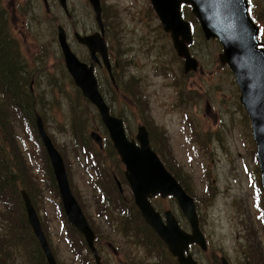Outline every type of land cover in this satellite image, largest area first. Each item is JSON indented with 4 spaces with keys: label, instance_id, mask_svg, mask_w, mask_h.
<instances>
[{
    "label": "rangeland",
    "instance_id": "rangeland-1",
    "mask_svg": "<svg viewBox=\"0 0 264 264\" xmlns=\"http://www.w3.org/2000/svg\"><path fill=\"white\" fill-rule=\"evenodd\" d=\"M100 1L103 20L109 26L107 39L112 55L125 66L117 73L123 70L126 80L133 77V90L142 94L139 103L130 94L124 95L107 85L106 99L113 114L128 118L129 135L134 134L138 124L147 122L152 148L155 146L160 150L158 156L181 178L196 200L200 226L208 246L205 254L192 247V256L199 264H220L221 256L232 264H245L246 261L264 264V197L255 143L248 115L239 101L234 76L227 65L219 62L220 43L215 38L205 39L195 20L191 24L194 40L189 49L198 68L189 71V77L184 78L183 63L170 38L163 32L150 0ZM48 2L50 10L46 13L42 0H1V9H9L4 18L5 28H8L13 44L18 46L19 60L27 72L26 88L29 84L32 87L35 110L63 157L73 195L87 219L101 234V241L109 240L117 246L131 240L130 235L118 226L114 231L99 212L109 202L108 215L117 217L120 214L114 210V201L111 199L110 202L108 198L110 187L113 191H110L111 198L118 199L110 174L117 171L119 159L104 151L107 146L98 149L89 137V132L96 130L106 140L96 109L82 99L64 67L56 38L57 25H61L66 30L72 51L78 54L79 46L73 32L91 29L95 25L94 13L88 0H67L70 18L65 16L57 0ZM249 8L263 31L264 0H251ZM185 10L183 18L189 21L193 15L188 6ZM262 31L260 39L264 42ZM148 45L153 46L151 54L145 51ZM124 47L130 48L127 53L121 50ZM116 82L120 87L117 75ZM188 89L185 102L178 105L175 96ZM77 120L83 125H77L74 134L72 124ZM13 122L17 144L33 181L29 190L33 194L31 200L57 264H86L76 254L77 235L61 210L52 171L47 169L49 162L47 164L44 160L43 147L39 146L32 128L22 117L18 119L14 114ZM81 134L90 139L87 145L99 152L100 161H106L108 186L103 182L98 159L94 163L93 157L83 151ZM96 170L101 178L99 174L96 178ZM13 203L8 211L9 217L15 220L0 218V238L8 224L18 229L17 235L27 238L29 230L17 226L19 215L15 211V201ZM152 203L157 209H170L184 218L173 199L153 200ZM133 241L137 242L133 245L138 246L134 250L137 252L134 257L138 258L146 252V244L137 238ZM29 249V240L26 239L16 248L10 262L30 264ZM155 252L158 255L159 252ZM147 257L152 262L161 261L154 252ZM109 264H118L117 258H111Z\"/></svg>",
    "mask_w": 264,
    "mask_h": 264
},
{
    "label": "water",
    "instance_id": "water-1",
    "mask_svg": "<svg viewBox=\"0 0 264 264\" xmlns=\"http://www.w3.org/2000/svg\"><path fill=\"white\" fill-rule=\"evenodd\" d=\"M95 20L102 29L100 0H88ZM65 9V0H59ZM162 28L169 32L178 56L184 59V71L196 70L197 61L190 55L187 45L192 42L188 21L181 15V4H188L198 20L206 39L216 38L222 51L218 54L220 64L228 65L239 88V101L250 121L251 135L255 142V155L260 170V184L264 194V49L258 41V27L248 14L247 0H150ZM78 42L93 54L98 52L109 69L106 46L100 33L80 35ZM58 44L66 70L81 94L95 106L105 126L113 147L125 166V177L131 187L134 202L144 221L165 243L178 264H197L188 253L190 244L206 249L205 238L199 228L195 202L174 176L167 171L157 154L150 148L148 134L139 126L136 134L138 145L128 140L122 119L111 115L109 107L97 87L93 67L81 62L71 51L62 27L57 29ZM36 130L49 159L56 180L60 201L67 221L78 230L87 246L93 251L94 234L75 199L68 182L65 165L60 152L45 131L42 118L36 114ZM90 137L101 146V136L95 131ZM28 223L44 253L47 264H57L42 230L38 215L25 190L20 191ZM172 196L190 225V233L183 231L170 210L164 212V220L150 202L155 195ZM97 264L99 258L96 256ZM222 264H229L222 258Z\"/></svg>",
    "mask_w": 264,
    "mask_h": 264
},
{
    "label": "trees",
    "instance_id": "trees-1",
    "mask_svg": "<svg viewBox=\"0 0 264 264\" xmlns=\"http://www.w3.org/2000/svg\"><path fill=\"white\" fill-rule=\"evenodd\" d=\"M185 8L186 6H182L183 17L186 16ZM5 17L7 16L4 10L1 9V0H0V218H4V219L11 218L12 220H15V218L9 217L10 213L8 211L9 205L10 204L13 205L14 204L13 202L15 201L16 203L15 211H17L19 215V221L17 226L21 229L23 228L28 229L29 235H27V238L23 237L22 235H17L18 229L10 224H8L6 228H3V232L0 238V264H12L10 262V259L13 258L16 248L20 247L21 242L25 241L26 239L29 240V245H30V249H29L30 264L33 262H35L36 264H46L44 256L40 250V247L28 225L26 214L20 196V191L24 189L30 196V199L33 198V194L29 193V190H31L33 187V181L32 179L30 180L31 175H29L26 162L24 161V158L22 157L23 156L22 152L17 144L16 133L14 131L15 129L14 122H13L14 114L18 115V119H21L22 117L25 124L29 125L32 128L33 136L39 143V146L40 147L42 146L37 136L36 129L34 127V117L36 112L35 99L33 97L31 90L29 88L28 89L26 88L27 72H24L25 69L23 62L22 60H19L20 57L18 56V52H19L18 46L16 45V43L15 45L13 44L12 37L9 34V30L7 27L5 28V19H4ZM195 20L196 19L193 16L189 18L191 24H193ZM131 80L135 82L133 78ZM82 99L85 102L89 103L85 98L82 97ZM14 120H16V118H14ZM77 125L82 126L83 123L81 124V122H79L78 120L76 122H73L72 131L74 134H75L74 130L76 129ZM81 135L84 138V135L83 134ZM89 140L90 139L84 138L83 141L81 142L82 145L81 147L83 151H87L89 155L93 157V159L91 160L96 161V159H98V163L101 166V175L102 178L105 180L103 182H105V184L108 186L109 182L106 174H109V170L107 169V165L105 163L106 161H100L98 155L99 152L95 148H92L87 145V143L90 142ZM106 145L107 144H105V146ZM42 150H43L44 160L48 164L45 151L43 148ZM104 151L116 155V152L112 150L111 147L110 149L109 147L107 149H104ZM47 169L49 170L50 167ZM103 173H105V175H103ZM98 174L100 177L99 171ZM173 175L179 181L182 187L187 192H189V190L187 189L181 178L179 179V176L177 177L174 172ZM108 198L109 201L111 202V197L108 196ZM112 200L115 203L114 204L115 209H119L121 207L120 200L115 198H112ZM32 203L34 205V201H32ZM126 208L127 211L133 213L132 216L134 220L131 225V231L135 234L136 227L137 229L142 228V233H143V237L141 239L142 243L148 245L149 244L147 243L148 240L154 242V239L152 238V236L148 231V227L144 225V222H142L140 218L135 217L137 210L134 204L131 202V206ZM115 217L116 216H112V220L115 221L112 223L115 226L117 225L118 228H120L121 230H125L124 226L126 224L122 220L124 216L118 214L116 219ZM10 247L14 249L13 252L10 249ZM154 248L156 251L159 252L160 250L159 247L157 248L154 247ZM158 255L159 257L162 256L160 252L158 253Z\"/></svg>",
    "mask_w": 264,
    "mask_h": 264
},
{
    "label": "flooded vegetation",
    "instance_id": "flooded-vegetation-1",
    "mask_svg": "<svg viewBox=\"0 0 264 264\" xmlns=\"http://www.w3.org/2000/svg\"><path fill=\"white\" fill-rule=\"evenodd\" d=\"M65 1H66L65 9L60 5L58 0H57V4H58V6L61 7V9H62L63 13L65 14V16L67 18H70L71 17V12H70V10L68 8L67 0H65ZM42 3H43L44 11L46 13H49L50 3L48 2V0H42ZM101 10H102L101 11L102 12V29L95 22V25L91 29H86L84 32H80V33L78 32V33L80 35H82V36L83 35L94 34V33H97V32L101 34V36H102V38L104 40V43L106 45V53H107V56H108V59H109V67H110L111 75H112L114 81L111 80L110 75L108 74L107 68L104 65V62H103L102 58L100 57V55L98 53H93L92 54L90 52V50L85 45H83L82 43H79L75 38H74V40L76 41L77 45L79 46V52H78V54L76 52H74V51L73 52H74V54L78 57V59L81 62H84L88 66H92L93 67V72H94V75H95V77L97 79V84H98L100 93L104 97L106 103H108V101L106 99V93H105V87L107 85H109V87L111 85H113V89L114 90H118V91L120 90V91H122L121 93H123L124 95L130 94V96H133L135 98V100H137V102L140 103L142 94H139V92L133 90L134 82L131 79L126 80L127 78L123 76V70H121L119 72L120 74L117 73L119 71V69H121V67L123 68L125 66L121 65L119 60L112 55V51H111L110 46H109V41L107 39L108 34H109V30H108L109 26L107 25V22L105 23L104 20H103V18H104L103 13L104 12H103L102 3H101ZM4 12H5L6 16H7L9 14V9L8 10L5 9ZM14 12H15V9H14ZM27 18H28V20H30V17L28 16V14H27ZM94 21H95V19H94ZM58 26H61V25H57V27ZM61 27L66 32L65 28L63 26H61ZM261 31L262 30H260V32ZM262 32L264 33V30ZM75 33H77V31H74L73 35ZM164 33L170 38L168 33H166V32H164ZM66 36H67V33H66ZM67 39H68V36H67ZM261 41H262V45L264 47V42H263V40H261ZM171 44H172V42H171ZM172 47H173V45H172ZM129 49H130L129 47L127 49H125V47L121 48V50H123L124 53H127L129 51ZM145 51L147 53L151 54L152 51H153V46L152 45L146 46L145 47ZM178 58L183 63V59L181 57H179V56H178ZM123 61L125 62V60H123ZM62 62H63V57H62ZM189 73H190L189 71L188 72L184 71V66H183V72H182L183 76L182 77H184V78L189 77ZM116 75H117V79L119 81V84H121L120 87H119V85H117ZM31 82H33V80ZM124 91L126 93H124ZM189 91H190V89H188L185 93H181L180 92L179 94H177L175 96V97H178V100H177V104L178 105H180L181 103L185 102V94L186 93L188 94ZM96 115L100 119L99 114L97 113ZM112 115L122 119V122H123V125H124V129L126 131L128 139L129 140H133L137 145H138V141L136 140V134H137V131H138V127L139 126L144 127L146 132H147V134H148L149 143L151 145L150 130H149V126H148L147 122H144L143 124L142 123L138 124L136 126L134 134L129 135V133H128V127H129L128 126V118H124V117H122L120 115H115V114H112ZM101 127H102V130L105 132V135H106V137H105L106 141L103 140L104 139L103 137H101L102 138V146H105V144H107L106 146L109 147V149L111 147L112 150H114V147H113V144H112V142H111V140L109 138L108 132L105 129V127H104L102 122H101ZM133 127H134V125H133ZM107 140H108V142H107ZM102 146L101 147L97 146V147L101 150ZM151 147H152V145H151ZM154 150L156 152L160 151L155 146H154ZM124 171H125V167H124L123 163L119 159L118 164H117V171H115L112 174H110V176H111V179H114V182H115V185H116L115 188L117 190V194L115 195V197H117V198L120 197L121 203H123L122 204L123 207L124 206L125 207H130L131 206V201L134 203V199H133V195H132L130 186L128 184V181L125 178V172ZM122 176H123V178H122ZM121 178H122V180H121ZM116 180L120 183V187H118V184L116 183ZM168 198L173 199V201H175V199L170 197V196L161 197L160 195L152 196L149 200H150L151 204H153L152 203L153 200H165V199H168ZM175 203H176V201H175ZM134 205H135V203H134ZM153 206L160 213V215L162 216L163 219H164V212L166 210H170V209L163 210L161 208L157 209V207L154 204H153ZM135 207H136V205H135ZM136 209L138 211L137 207H136ZM137 214H138V217H137ZM137 214L135 215L136 218L143 219L139 211L137 212ZM174 215L177 216L176 219H177V222L179 224V227L183 231H185L186 233H190V225L188 224L186 219L185 218L182 219L180 215H177V214H174ZM198 219H199V216H198ZM122 220L126 224L125 225V231L128 232V233H126V232H124V233L125 234H129L130 233L129 237L131 238V240L123 241L122 244L117 245V246H114L112 244V242H110L109 240H105L104 239V241H101V234L96 229V227L88 220L89 224H90V226H91V228L93 230V233H94V240H93L94 248H93V251L90 250L88 248V246L86 245V242H85L84 238L81 235L77 234L76 237H77L78 243H77V247H76V250H77L76 254H77V256L82 258V262H87L89 264H91V263L97 264L96 261H95V255H97L101 264H109V260L111 258H117L118 264H178L177 259L170 254V252L168 251V249H167L166 245L163 243V241L160 240L156 236L155 232L147 224H144V225L148 227V231H149L150 235L152 236V238L154 239V242H151L150 240H148L147 243H149V244L145 246L146 252L144 254H142V256L138 255V258H135L134 257V253H137V252L134 251V250L138 249V246L137 245H133V244L137 243L136 241H133V240L135 238H137L138 241L140 242V240L143 237L142 228L141 229H137V227H136L135 234L131 231V225H132V222L134 220L132 215H131V213H129V216L127 218H122ZM180 221L183 222V223L181 224ZM142 222H143V220H142ZM199 227H200V230L203 233L204 237L206 238L204 232L201 229L200 220H199ZM133 236H135V237H133ZM82 238H83V244H80L79 242L82 241ZM154 247H156V248L159 247L160 248L159 252H160V254H162V256L159 257L160 260H161L160 263H158V260L156 262H152L147 257V254H150L151 252H154L155 257L158 258L159 255H157V253L155 252L156 250H155ZM192 247H194V249L201 250L198 245L191 244L189 246V250H188V253H190V254H192V251H191ZM201 251L204 254L206 253L205 250H201ZM222 257L223 256L220 257V264H221V258ZM136 259H138V261ZM194 259H196V258H194ZM227 261L229 262V260H227ZM230 264H232V263H230Z\"/></svg>",
    "mask_w": 264,
    "mask_h": 264
},
{
    "label": "snow or ice",
    "instance_id": "snow-or-ice-1",
    "mask_svg": "<svg viewBox=\"0 0 264 264\" xmlns=\"http://www.w3.org/2000/svg\"><path fill=\"white\" fill-rule=\"evenodd\" d=\"M249 4L251 3V0H248ZM251 11V9H249V12Z\"/></svg>",
    "mask_w": 264,
    "mask_h": 264
}]
</instances>
